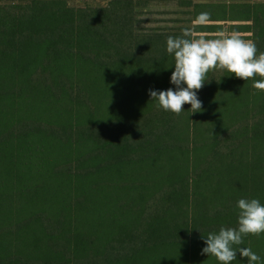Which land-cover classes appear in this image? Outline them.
I'll use <instances>...</instances> for the list:
<instances>
[{
  "label": "trees",
  "instance_id": "1",
  "mask_svg": "<svg viewBox=\"0 0 264 264\" xmlns=\"http://www.w3.org/2000/svg\"><path fill=\"white\" fill-rule=\"evenodd\" d=\"M144 3L0 0V264H218L202 236L264 204L260 77L210 71L201 110L156 107L182 31L140 28ZM176 3L250 21L264 52V3ZM241 246L264 264V233Z\"/></svg>",
  "mask_w": 264,
  "mask_h": 264
},
{
  "label": "clouds",
  "instance_id": "2",
  "mask_svg": "<svg viewBox=\"0 0 264 264\" xmlns=\"http://www.w3.org/2000/svg\"><path fill=\"white\" fill-rule=\"evenodd\" d=\"M207 12L197 15L196 21L203 23ZM165 51L172 57V71L167 89H149L155 106L174 114H180L187 103L189 112L201 110L197 90L208 80L210 71H220V77L234 74L243 80H254V86L264 90V52H259L253 40H244L233 33L218 38H192L189 29L179 36H167ZM236 226H221L218 231L203 235L201 252L211 255L218 264H231L237 255L246 258L247 264H262L261 257L248 247H242L243 236L264 233V204L260 198L240 197L235 201Z\"/></svg>",
  "mask_w": 264,
  "mask_h": 264
},
{
  "label": "rangeland",
  "instance_id": "3",
  "mask_svg": "<svg viewBox=\"0 0 264 264\" xmlns=\"http://www.w3.org/2000/svg\"><path fill=\"white\" fill-rule=\"evenodd\" d=\"M71 5H105L110 0H67ZM144 5L136 8L138 18V26L145 31H182L189 29L192 38L203 37L205 39L218 38L222 35L237 34L244 40L251 38V22L247 20H206V24L197 31L195 24L197 21L191 20V16L186 12L187 7H181L176 2L177 0H143ZM202 2H217L229 5L234 2L248 3H264V0H197Z\"/></svg>",
  "mask_w": 264,
  "mask_h": 264
}]
</instances>
